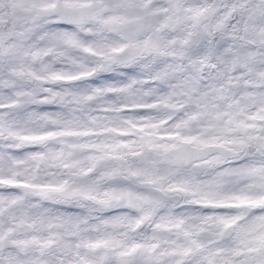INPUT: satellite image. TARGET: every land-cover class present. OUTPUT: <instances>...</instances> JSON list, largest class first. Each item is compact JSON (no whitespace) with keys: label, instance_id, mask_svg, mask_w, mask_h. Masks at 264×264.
I'll return each instance as SVG.
<instances>
[{"label":"snow or ice","instance_id":"obj_1","mask_svg":"<svg viewBox=\"0 0 264 264\" xmlns=\"http://www.w3.org/2000/svg\"><path fill=\"white\" fill-rule=\"evenodd\" d=\"M260 21L264 0H0V264H264Z\"/></svg>","mask_w":264,"mask_h":264},{"label":"clouds","instance_id":"obj_2","mask_svg":"<svg viewBox=\"0 0 264 264\" xmlns=\"http://www.w3.org/2000/svg\"><path fill=\"white\" fill-rule=\"evenodd\" d=\"M185 23V21L182 19L181 20V25H183ZM260 23L264 24V21H260ZM175 39V37H173Z\"/></svg>","mask_w":264,"mask_h":264},{"label":"rangeland","instance_id":"obj_3","mask_svg":"<svg viewBox=\"0 0 264 264\" xmlns=\"http://www.w3.org/2000/svg\"><path fill=\"white\" fill-rule=\"evenodd\" d=\"M67 60V59H66ZM65 71H68V70H65Z\"/></svg>","mask_w":264,"mask_h":264}]
</instances>
